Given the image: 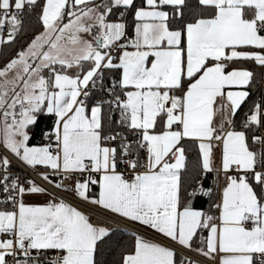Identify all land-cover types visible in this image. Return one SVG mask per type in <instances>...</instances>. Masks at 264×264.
I'll return each instance as SVG.
<instances>
[{"label": "snow or ice", "instance_id": "6c2138e0", "mask_svg": "<svg viewBox=\"0 0 264 264\" xmlns=\"http://www.w3.org/2000/svg\"><path fill=\"white\" fill-rule=\"evenodd\" d=\"M26 32L0 67V264H106L118 231L111 264H264V98L235 120L264 0H0V45Z\"/></svg>", "mask_w": 264, "mask_h": 264}, {"label": "trees", "instance_id": "16d2710c", "mask_svg": "<svg viewBox=\"0 0 264 264\" xmlns=\"http://www.w3.org/2000/svg\"><path fill=\"white\" fill-rule=\"evenodd\" d=\"M33 16V21L35 19V13L33 12L32 14ZM7 34L6 30L3 33V35L5 36ZM31 33L30 32H26L23 35H20L15 44H12L11 46H5L2 45L1 46V50H0V67H3L4 64L6 63L7 59H10L15 52L20 50V45L26 40L29 39ZM262 98H264V87L262 88H253L250 90V97L248 98V100L242 105L240 111L238 112V116L236 118V122H237V126H239V122L245 118V114L249 112V108L253 105V101H257L260 102L262 100ZM46 119L41 116L39 118V123L37 125V127L34 129L35 135H34V142L36 143L38 140L41 139L39 132L41 129L44 128V123H45ZM257 135H259V132L256 133ZM191 159H195V152H193L191 154ZM15 163L12 161V167H15ZM214 183L213 181V177L212 174H208L207 176H205V179L203 181V184L205 187H209L212 186ZM208 199L204 198V197H198L195 201H194V206L200 207V208H204L206 209L208 207ZM115 230V229H114ZM117 240H127V236L122 235L121 232H117V236L114 237V241H113V245H112V249L111 250H106L105 254L100 257V259H103L106 264H111V262L113 260H115L116 258H118L119 253H120V248L116 245L115 241Z\"/></svg>", "mask_w": 264, "mask_h": 264}, {"label": "built area", "instance_id": "2783aa9c", "mask_svg": "<svg viewBox=\"0 0 264 264\" xmlns=\"http://www.w3.org/2000/svg\"><path fill=\"white\" fill-rule=\"evenodd\" d=\"M13 162L16 165L15 167H12L11 168V170L14 173L20 175V174H23L26 171V169L22 165H20L19 163H17V161L14 160ZM41 170H43V169L41 168ZM29 175L31 177H33V178H36L35 177V174L32 173V172H30V171H29ZM52 179L55 180L56 177H52ZM204 179H205V177L203 178V181H204ZM36 182H37V184H40L43 187H48L44 182H42L39 179H36ZM48 191L49 192H52V193H55L56 195H58L61 198H64L67 202L72 203L74 206H79L82 209H93V210H95L99 215L98 216L97 215L91 216V221L93 223H99V222H101V218L107 217L109 215L107 210L101 209L99 206L81 205L80 202H79V200L76 199V198H74V194L71 193V192H64L62 190H56V189H53L51 187L48 188ZM2 198L3 197L0 196V199H2ZM109 226L112 227V224H111L110 221H109ZM120 228L122 230H124V231L137 230L138 233L143 234L146 238L152 236V230L148 229L145 226H140V225L136 224L135 222L123 221L121 223V225H120ZM50 255H55V253L54 252L53 253H50ZM186 255H188L194 261H199L201 264H206V261L201 256L194 255L191 252L186 253Z\"/></svg>", "mask_w": 264, "mask_h": 264}, {"label": "crops", "instance_id": "0c3cea01", "mask_svg": "<svg viewBox=\"0 0 264 264\" xmlns=\"http://www.w3.org/2000/svg\"><path fill=\"white\" fill-rule=\"evenodd\" d=\"M7 35V34H6ZM5 35V36H6ZM1 46L2 45H0V50H1ZM250 97V96H249ZM248 97V98H249ZM248 98L246 99V101L248 100ZM245 101V102H246ZM245 102H243L242 103V105L245 103ZM242 105H241V107H242ZM241 109V108H240ZM240 109H238V111H237V113H236V115H235V120H236V118H237V116H238V112L240 111ZM51 123V121H50V119H47L46 121H45V123H44V130H47V126L49 125ZM35 133V132H34ZM34 139V138H33ZM41 140V139H40ZM40 140H38V141H40ZM37 141V142H38ZM36 142V143H37ZM32 143H35L34 142V140H32ZM5 150H3L1 147H0V152H4ZM10 159H11V157H10ZM13 161H14V159H13ZM95 191H97V189H95V188H93L92 189V192H95ZM48 197L47 196H45V195H33V196H30V197H27V199L28 200H30V202H33V203H44L45 201H46V199H47ZM196 208H200V207H197V206H195ZM146 227V226H145ZM201 264V263H200Z\"/></svg>", "mask_w": 264, "mask_h": 264}, {"label": "water", "instance_id": "95a60500", "mask_svg": "<svg viewBox=\"0 0 264 264\" xmlns=\"http://www.w3.org/2000/svg\"><path fill=\"white\" fill-rule=\"evenodd\" d=\"M2 148V147H1ZM3 149V148H2ZM4 150V149H3Z\"/></svg>", "mask_w": 264, "mask_h": 264}]
</instances>
